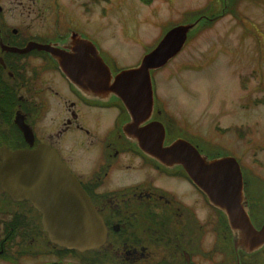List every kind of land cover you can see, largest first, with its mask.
<instances>
[{
	"label": "flooded vegetation",
	"instance_id": "flooded-vegetation-1",
	"mask_svg": "<svg viewBox=\"0 0 264 264\" xmlns=\"http://www.w3.org/2000/svg\"><path fill=\"white\" fill-rule=\"evenodd\" d=\"M1 1L0 164L4 152L33 151L41 145L53 149L91 200L106 238L99 248L84 250L52 242L42 214L27 200H14L0 184V264H264V244L250 253L239 246V233L180 167L164 168L130 144L122 132L129 117L119 100L83 96L47 51L17 52L33 44L65 50L76 33L93 42L109 65L90 21L75 18L68 6L54 1L52 14L58 19L54 32H46L51 17L44 6L21 2L5 7ZM29 9L43 25L33 34ZM78 10L86 16L88 1ZM66 13L71 16L62 20ZM154 94L151 121L164 126L165 145L181 138L207 154ZM50 112L54 116L45 124ZM87 163L91 170L85 175ZM241 170L243 206L259 231L264 226V182H247Z\"/></svg>",
	"mask_w": 264,
	"mask_h": 264
},
{
	"label": "rangeland",
	"instance_id": "rangeland-1",
	"mask_svg": "<svg viewBox=\"0 0 264 264\" xmlns=\"http://www.w3.org/2000/svg\"><path fill=\"white\" fill-rule=\"evenodd\" d=\"M54 1L68 6L75 18L88 19L92 31L98 30L95 37L109 56L113 74L138 65L166 30L195 20L207 6L214 8L203 15H218L224 4V0H87L91 11L84 16L78 10L84 0L1 2L5 7L21 2L44 6L51 17L45 31L53 33L58 19L52 14ZM230 2L232 8L198 27L184 49L152 73L151 82L158 102L179 126L188 128L189 139L210 156L236 158L247 182H264V0H225L226 5ZM29 10L27 24L33 34L43 25L39 14ZM53 116L54 112L47 114L45 124ZM89 167L84 165L85 175Z\"/></svg>",
	"mask_w": 264,
	"mask_h": 264
},
{
	"label": "water",
	"instance_id": "water-1",
	"mask_svg": "<svg viewBox=\"0 0 264 264\" xmlns=\"http://www.w3.org/2000/svg\"><path fill=\"white\" fill-rule=\"evenodd\" d=\"M225 0L221 13L204 14L174 26L147 50L135 67L113 74L98 54L96 45L73 33L65 50L48 45H28L19 53L36 48L50 53L66 79L83 96L109 101L116 98L129 120L122 132L143 155L167 169L180 167L206 195L208 203L224 213L238 234L237 244L249 253L264 244V226L257 231L248 215L243 174L233 156L209 157L187 140L177 138L165 145V129L151 121L154 111L152 73L164 68L185 47L198 27L211 23L229 10ZM0 164L1 188L14 200H27L42 214L45 232L52 242L69 249H97L105 241L106 229L86 192L58 154L41 145L33 151L4 152Z\"/></svg>",
	"mask_w": 264,
	"mask_h": 264
},
{
	"label": "trees",
	"instance_id": "trees-1",
	"mask_svg": "<svg viewBox=\"0 0 264 264\" xmlns=\"http://www.w3.org/2000/svg\"><path fill=\"white\" fill-rule=\"evenodd\" d=\"M144 2H146V3H150L151 2V0H143ZM219 1V0H218ZM214 8V7H213ZM211 6H210V8L207 6L206 7V9H204L203 11H202V14L204 13V11L206 10V12L207 11H209L210 9H213ZM230 9L232 8V7H229ZM232 11V10H231Z\"/></svg>",
	"mask_w": 264,
	"mask_h": 264
}]
</instances>
